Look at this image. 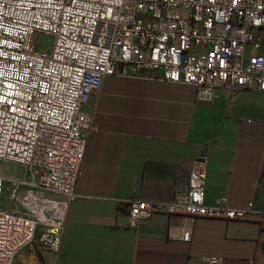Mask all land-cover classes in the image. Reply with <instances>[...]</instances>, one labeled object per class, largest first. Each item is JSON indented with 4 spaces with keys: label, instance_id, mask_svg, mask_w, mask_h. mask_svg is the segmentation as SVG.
I'll list each match as a JSON object with an SVG mask.
<instances>
[{
    "label": "built area",
    "instance_id": "2783aa9c",
    "mask_svg": "<svg viewBox=\"0 0 264 264\" xmlns=\"http://www.w3.org/2000/svg\"><path fill=\"white\" fill-rule=\"evenodd\" d=\"M38 33L54 36L51 52L35 48ZM108 76L191 85L202 102L220 87L264 92V0H0V164L23 166L28 179L19 184L61 197L45 198L41 208L35 198L30 212L6 210L0 173V264L32 241L54 256L45 264H56L96 129L82 106ZM208 161L204 145L192 159L187 192L173 200L129 198V225L184 212L193 222L177 234L191 242L198 217L245 218L252 202L205 203ZM200 264L224 262L209 256Z\"/></svg>",
    "mask_w": 264,
    "mask_h": 264
},
{
    "label": "crops",
    "instance_id": "0c3cea01",
    "mask_svg": "<svg viewBox=\"0 0 264 264\" xmlns=\"http://www.w3.org/2000/svg\"><path fill=\"white\" fill-rule=\"evenodd\" d=\"M82 112L96 129L88 136L80 197L68 204L56 264H200L209 256L224 264H264V92L231 94L220 87L211 102H202L191 85L108 76ZM204 145L205 203L226 198L229 207L241 208L252 202L247 216L198 217L191 242L177 234L193 222L184 212H156L130 226L127 200L170 201L186 193L192 159ZM4 164L0 173L8 179ZM46 198L49 204L61 199ZM34 243L23 264L54 257Z\"/></svg>",
    "mask_w": 264,
    "mask_h": 264
},
{
    "label": "rangeland",
    "instance_id": "374dc122",
    "mask_svg": "<svg viewBox=\"0 0 264 264\" xmlns=\"http://www.w3.org/2000/svg\"><path fill=\"white\" fill-rule=\"evenodd\" d=\"M54 36L46 33H38L35 37V48L37 50H43L46 52H51L54 45ZM8 164V163H5ZM3 166V169L8 173L7 177H9L4 185L3 191V205L12 206V210H19L21 212H30L36 208L34 203L35 198L40 199V208L44 205L41 203L42 200L46 198L48 194L42 195L40 194L36 188H32L25 184H19L18 181L28 179V172L24 169V171L15 168L14 166H18L17 164H8ZM2 164H0L1 166ZM2 174L3 171H1ZM5 175V174H4ZM43 196V197H42ZM27 197L32 199L27 201ZM34 243V242H33ZM32 243V244H33ZM37 243V242H36ZM38 244V243H37ZM31 245V244H30ZM29 245V246H30ZM37 245L34 243L33 247ZM30 247L24 248L21 252H18L16 256H14L13 260L10 262L11 264H23L22 260L25 258H29Z\"/></svg>",
    "mask_w": 264,
    "mask_h": 264
},
{
    "label": "bare ground",
    "instance_id": "6f19581e",
    "mask_svg": "<svg viewBox=\"0 0 264 264\" xmlns=\"http://www.w3.org/2000/svg\"><path fill=\"white\" fill-rule=\"evenodd\" d=\"M33 242H37L38 243V245L40 246V248L43 250V245L41 244V242L40 241H32V243ZM30 244H23V249L24 248H26V247H28ZM21 252V251H20ZM18 254V252L15 254V256Z\"/></svg>",
    "mask_w": 264,
    "mask_h": 264
}]
</instances>
